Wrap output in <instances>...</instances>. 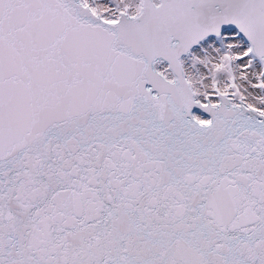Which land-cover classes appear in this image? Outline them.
<instances>
[{"label":"snow or ice","instance_id":"6c2138e0","mask_svg":"<svg viewBox=\"0 0 264 264\" xmlns=\"http://www.w3.org/2000/svg\"><path fill=\"white\" fill-rule=\"evenodd\" d=\"M0 264H264V0H0Z\"/></svg>","mask_w":264,"mask_h":264}]
</instances>
